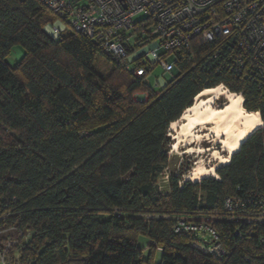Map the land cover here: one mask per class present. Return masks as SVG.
Here are the masks:
<instances>
[{"label": "trees", "instance_id": "16d2710c", "mask_svg": "<svg viewBox=\"0 0 264 264\" xmlns=\"http://www.w3.org/2000/svg\"><path fill=\"white\" fill-rule=\"evenodd\" d=\"M56 20L39 0H0V224L31 234L18 264H144L139 235L160 264H264V224H214L224 259L173 230L179 216L225 217L223 201L237 189L254 205L264 197V96L242 78L193 68L185 51L178 75L154 94L87 37L47 35ZM15 47L24 56L10 67ZM220 84L242 93L263 126L216 170L218 180L180 187L170 177L161 192L169 126ZM139 91L149 98L134 100Z\"/></svg>", "mask_w": 264, "mask_h": 264}, {"label": "built area", "instance_id": "2783aa9c", "mask_svg": "<svg viewBox=\"0 0 264 264\" xmlns=\"http://www.w3.org/2000/svg\"><path fill=\"white\" fill-rule=\"evenodd\" d=\"M39 1L69 32L97 43L106 56L146 85L157 67L171 77L177 71L178 53L185 51L193 68L216 77L242 78L264 96V0ZM53 32L56 37L64 33L55 28ZM219 86L230 92L224 84ZM149 96V91H139L133 99ZM247 196L243 199L237 189L225 198V217H176L173 230L195 238L194 247L202 253L224 259L229 252L221 245L214 224H264V197L254 205ZM8 249L0 250V264H9Z\"/></svg>", "mask_w": 264, "mask_h": 264}, {"label": "bare ground", "instance_id": "6f19581e", "mask_svg": "<svg viewBox=\"0 0 264 264\" xmlns=\"http://www.w3.org/2000/svg\"><path fill=\"white\" fill-rule=\"evenodd\" d=\"M224 98L227 103L222 108H214V101ZM196 99H201L199 104L188 108L181 118L171 123L169 130L174 132L175 141L173 151L176 152L180 145L186 147L199 145L203 140L213 144V148L203 150L189 148L186 153L198 156L210 152L209 164L217 162L218 166L210 167L200 163V167L192 174L188 181L197 183L208 177H213L219 167L229 164L231 156L236 153L246 139L263 126L257 113L245 111L242 107L243 98L239 94H232L224 88L217 86L201 92ZM199 128V131L196 129ZM206 131V134L205 132ZM219 147V153L214 146ZM226 154V158L222 156Z\"/></svg>", "mask_w": 264, "mask_h": 264}, {"label": "rangeland", "instance_id": "374dc122", "mask_svg": "<svg viewBox=\"0 0 264 264\" xmlns=\"http://www.w3.org/2000/svg\"><path fill=\"white\" fill-rule=\"evenodd\" d=\"M53 28L59 30L60 32H69L67 26L63 22L56 20L53 26L48 25L45 27V32L50 37H56V34L53 32ZM23 56V50L20 47H15L13 48L10 56L7 57L5 61L10 67H14L18 62H20ZM96 67L97 70L104 75L108 74L111 71L110 65L104 60L99 61ZM147 81L149 88H151L152 91L159 92L168 83L169 77H167L166 74H164L162 70L157 67L152 73L148 75ZM139 99L142 100V98ZM200 100L201 99L195 98V100L193 101V105L199 104ZM226 103L227 101L221 97L214 101L213 107L215 109L222 108ZM196 131H199V128H197ZM204 132L206 134V131ZM173 135L174 132H171L169 130L168 137L170 140V145L167 149V164L158 178V185L161 187V192L163 193L168 192V180L170 177H178L179 186H183L184 183L192 184L193 182L188 181V178L195 173L198 167H200V163H203L206 166L210 167L218 166V163L216 161L212 162L211 164L208 163V161L210 160V152L202 154L200 156H198L197 154L186 153L189 148H198L199 146L203 150L213 148V144L210 142L212 138L209 141H201L199 145L195 144L188 147L180 145L178 147V150L174 152L172 147L175 143L172 138ZM219 147L220 145L214 146V148H216V150L221 153V151H219ZM222 156L226 158L225 153H222ZM213 175L215 176L208 178L215 179L218 177L216 171H214ZM118 215L122 216L120 213H118ZM30 237L31 234L27 231L17 229L14 226H6L4 224H0V249H5L9 247V264H18L20 258V249L23 247L24 244L27 243V241H29ZM137 245L140 249H142V259L144 261V264H160L161 253L152 251L149 248V242L145 236L139 235Z\"/></svg>", "mask_w": 264, "mask_h": 264}, {"label": "water", "instance_id": "95a60500", "mask_svg": "<svg viewBox=\"0 0 264 264\" xmlns=\"http://www.w3.org/2000/svg\"><path fill=\"white\" fill-rule=\"evenodd\" d=\"M178 75V72L177 71H174V73H173V75L170 77V76H168L169 77V81H171L173 78H175L176 76ZM167 76V75H166Z\"/></svg>", "mask_w": 264, "mask_h": 264}, {"label": "crops", "instance_id": "0c3cea01", "mask_svg": "<svg viewBox=\"0 0 264 264\" xmlns=\"http://www.w3.org/2000/svg\"><path fill=\"white\" fill-rule=\"evenodd\" d=\"M167 77H168V75H167Z\"/></svg>", "mask_w": 264, "mask_h": 264}]
</instances>
